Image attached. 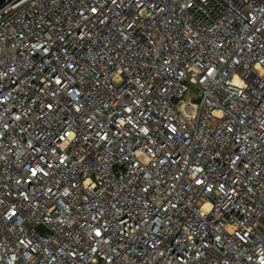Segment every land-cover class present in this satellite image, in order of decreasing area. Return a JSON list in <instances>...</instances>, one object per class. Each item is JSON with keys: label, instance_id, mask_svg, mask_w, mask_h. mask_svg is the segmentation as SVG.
<instances>
[{"label": "built area", "instance_id": "2783aa9c", "mask_svg": "<svg viewBox=\"0 0 264 264\" xmlns=\"http://www.w3.org/2000/svg\"><path fill=\"white\" fill-rule=\"evenodd\" d=\"M0 264H264V0L4 3Z\"/></svg>", "mask_w": 264, "mask_h": 264}, {"label": "water", "instance_id": "95a60500", "mask_svg": "<svg viewBox=\"0 0 264 264\" xmlns=\"http://www.w3.org/2000/svg\"><path fill=\"white\" fill-rule=\"evenodd\" d=\"M7 1H9V0H0V7H1L4 3H6ZM39 228L42 229V226H39Z\"/></svg>", "mask_w": 264, "mask_h": 264}]
</instances>
